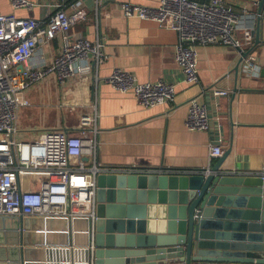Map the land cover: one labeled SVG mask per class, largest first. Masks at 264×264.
Wrapping results in <instances>:
<instances>
[{
	"label": "crops",
	"instance_id": "obj_1",
	"mask_svg": "<svg viewBox=\"0 0 264 264\" xmlns=\"http://www.w3.org/2000/svg\"><path fill=\"white\" fill-rule=\"evenodd\" d=\"M31 1L37 2L33 8L14 9L10 0H0V10L35 19L48 18L58 4L69 13L83 10L85 16L70 30L71 39L86 37L93 41L102 35L107 54L97 71L101 80L98 84L92 65L84 75L64 83L50 75L26 90L20 103L32 109L29 111L34 116H28L29 123L35 119L32 126L40 129L42 123L43 128L76 133L82 116L94 118L97 110L99 161L103 166L136 165L160 172H192L194 168H210L219 158L210 156V146L221 144L225 150L232 148L223 163L229 173L264 172V16L259 21L261 42L257 45L254 40L248 46L243 32L235 33L241 48L256 57V70H246L241 62L238 73L235 71L241 51L232 45H197L199 81L187 83L175 60L178 33L155 21L128 17L122 10L124 2L155 6L159 0ZM226 3L238 14L256 13L259 8V0ZM64 43V37L58 36L40 45L39 53L51 63ZM115 68L131 72L140 82L174 83L175 101L151 108L142 106L133 93H121L104 80ZM214 88L230 92L216 95ZM194 97L207 108L211 121L207 130L192 131L185 126L189 101ZM83 226L80 224V229Z\"/></svg>",
	"mask_w": 264,
	"mask_h": 264
},
{
	"label": "built area",
	"instance_id": "obj_2",
	"mask_svg": "<svg viewBox=\"0 0 264 264\" xmlns=\"http://www.w3.org/2000/svg\"><path fill=\"white\" fill-rule=\"evenodd\" d=\"M10 3L14 9H30L37 4L31 0H10ZM122 10L128 17L155 21L178 33L175 60L187 83L199 81L197 45L229 44L240 48L241 41L235 33L242 31L245 43L250 46L257 26L256 13L238 14L226 0H159L155 6L124 2ZM260 15L264 16V5ZM84 16L85 11L69 13L60 4L46 19L20 17L0 10L1 216L95 218L99 173L159 171L136 165L103 166L99 161L97 110L94 118L88 114L82 116L76 133L49 128L31 140L17 139L20 92L50 75L64 83L78 74L84 75L92 65L95 82L101 81L97 71L107 60L104 37L99 35L93 41L86 37L71 39V28ZM58 36H63L65 43L52 62L47 63L39 53V46ZM255 61L256 57L248 54L243 58V67L256 70ZM104 80L121 93H133L146 108L173 103L176 99L174 83L140 82L121 68H115ZM213 92L227 95L230 91L214 88ZM210 125L206 106L196 97L190 99L186 128L202 131ZM224 151L221 144L210 146L212 157H220ZM236 173L264 178V172ZM36 176H40L37 182L30 180ZM89 264H95L94 256Z\"/></svg>",
	"mask_w": 264,
	"mask_h": 264
},
{
	"label": "water",
	"instance_id": "obj_3",
	"mask_svg": "<svg viewBox=\"0 0 264 264\" xmlns=\"http://www.w3.org/2000/svg\"><path fill=\"white\" fill-rule=\"evenodd\" d=\"M231 151L192 172L99 173L95 218L0 215V264H264V178L229 173Z\"/></svg>",
	"mask_w": 264,
	"mask_h": 264
},
{
	"label": "rangeland",
	"instance_id": "obj_4",
	"mask_svg": "<svg viewBox=\"0 0 264 264\" xmlns=\"http://www.w3.org/2000/svg\"><path fill=\"white\" fill-rule=\"evenodd\" d=\"M24 93H25V91L20 92L18 94L20 101L23 100L22 96L24 95ZM23 107L20 108V113H19V118H18V123H17V127L19 129V132L17 134V139H19V140L20 139L31 140L34 136L37 137L41 130L49 129V128H43L42 123H40V129H39V127L32 126V122H34L35 119H33L31 123H29V118H28V116H34V114L31 115L32 113H31V111H29L32 109L28 106H26L24 108ZM34 112L36 113V117L40 118L39 111L36 108L34 109ZM36 120H38V119H36ZM41 121H42V119H41ZM36 137H34V138H36ZM30 180L33 182H37L39 179L36 177H31Z\"/></svg>",
	"mask_w": 264,
	"mask_h": 264
}]
</instances>
